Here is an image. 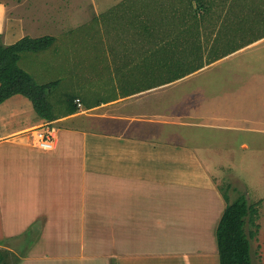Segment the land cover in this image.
<instances>
[{"label":"crops","instance_id":"crops-1","mask_svg":"<svg viewBox=\"0 0 264 264\" xmlns=\"http://www.w3.org/2000/svg\"><path fill=\"white\" fill-rule=\"evenodd\" d=\"M237 1L220 0L214 23L199 20L203 38V24L213 26L210 37L219 30L217 36L227 41L246 40L234 31L263 27L264 0H244L245 7L259 9L247 7L250 19L235 14ZM28 2L24 17L12 18L14 1L0 0V29L21 33L8 44L39 37L38 9L44 4ZM118 4L117 18L134 25L113 35L115 45L122 44L108 51V77L115 82L98 87L97 94L86 83L66 87L60 75L52 76L54 68L36 65L31 72L32 57L19 58L20 68L37 83L56 82L46 90L53 119L39 117L20 94L0 103V241L13 242L36 229L21 264H219L215 228L223 196L196 149L173 139H187L198 117L218 120L215 113H230V107L256 98L239 82L221 81L213 68L246 45L191 70L194 51L184 39L189 17L180 9L182 1L173 8L176 19L144 23L137 2ZM52 18L58 33L72 21ZM261 32L248 40H264ZM213 88L215 98L207 97L204 92ZM256 90L264 96L263 87ZM57 105L65 109L57 111ZM46 126L54 129L51 149L40 147L35 133Z\"/></svg>","mask_w":264,"mask_h":264},{"label":"rangeland","instance_id":"rangeland-1","mask_svg":"<svg viewBox=\"0 0 264 264\" xmlns=\"http://www.w3.org/2000/svg\"><path fill=\"white\" fill-rule=\"evenodd\" d=\"M12 1L15 6L12 7L11 17L15 15L23 18V7L27 5V0ZM181 1L183 8H179L184 10L190 3L195 6L198 0H29V4L38 5V7L44 4V10L38 9L43 18L42 30L38 32V35L53 34L55 41L46 50L21 54L28 55L35 61L31 62V67H29L31 72L36 65L47 69L54 68L55 70L51 71L52 76L60 75L66 87L77 89L78 86L75 84L83 86L86 83V85H91L89 87H95V90L98 87L104 88L115 82L108 77L112 73L111 55L108 51L122 47L120 43L115 45L112 40L113 35L130 32L127 28L134 25V23H124L117 18L119 8L122 7L118 3L137 2V9H141L144 23L149 19H159L162 16L172 15L173 17V8L176 7L175 5L181 6ZM203 1L212 3L210 16L214 23V12L219 9L220 0ZM254 3L262 6L259 1ZM245 5L247 3L244 0L237 1L234 12L237 15L241 13L244 16L243 19H250L246 14L247 7L258 8L255 4H249L247 7ZM103 8L99 16L98 13ZM192 13L195 14V11L193 10ZM54 15H59L58 22L62 24L72 19L64 29H61V33L51 26ZM176 18L177 16H174V19ZM208 21L212 22V20ZM234 21L236 20L232 19V23ZM263 24L264 22L259 25ZM212 28L213 26H206L205 32L212 31L209 33L212 34ZM263 29L264 25L262 28L253 27L251 32L243 28L242 32L234 31L232 35L248 40L261 36ZM19 30L5 33L0 29V42L4 45L12 42L13 38L20 36ZM230 57L227 62L220 61L213 66L220 73L221 81L239 82L245 89L252 91L258 100L254 98L248 106L230 107L232 112L227 114L215 113L213 117H219L218 120L208 119L206 121L205 118L199 119L198 117V120L191 121L187 128L189 131L187 139L175 137L173 140L184 141L196 149L213 180L223 192H226L230 201L244 194L248 203L258 204L256 207L259 215L256 222L259 228L255 238L251 239V256L252 264H264V96L259 98L256 95L257 86L263 87L262 93L264 94V40L246 45ZM79 69L81 72L77 73ZM104 71L109 72L105 75ZM97 73H101L103 78L100 75L98 79L95 78ZM217 91L218 88H213L204 94L215 98ZM97 93L98 90L95 94ZM55 109L60 111L65 109V106L57 105ZM223 112L227 110L223 109ZM249 229L252 228L247 224L246 230ZM21 239L6 243V246L16 252L20 258L27 252V249L20 252ZM23 243L24 240L21 244Z\"/></svg>","mask_w":264,"mask_h":264},{"label":"trees","instance_id":"trees-1","mask_svg":"<svg viewBox=\"0 0 264 264\" xmlns=\"http://www.w3.org/2000/svg\"><path fill=\"white\" fill-rule=\"evenodd\" d=\"M190 9L191 13L189 14ZM193 10L195 14L192 13ZM211 12L212 3L203 0L196 1L195 6L190 3L184 9V16L189 17L188 31H184L188 33V37L185 35L184 39L188 38L189 50L194 51L191 52V70L203 66L204 63L209 64L253 42V40L232 42L222 40L221 37L217 36L219 30L215 37L211 38L209 33L212 31H207L203 38V33L199 28V20L202 23H207L208 18L212 20ZM206 25L203 24V28L206 29ZM53 42L54 37L49 35L23 36L6 45L0 42V103L6 98L20 94L31 102L33 110L39 117L47 121L53 119L52 106L45 96L46 90L56 82L38 84L28 72L18 66L21 53L44 50ZM219 190L225 202V207H223V212L215 228L219 264H252L251 239L255 238L259 228V224L256 222L259 215L256 207L258 204L248 203L244 194H240L233 201H230L226 192L220 188ZM247 224L252 229L247 231ZM36 233V229H33L23 234L19 243L20 252L29 248ZM23 240L24 243L21 244ZM7 242V239L0 241V264H19L21 258L6 246Z\"/></svg>","mask_w":264,"mask_h":264},{"label":"built area","instance_id":"built-area-1","mask_svg":"<svg viewBox=\"0 0 264 264\" xmlns=\"http://www.w3.org/2000/svg\"><path fill=\"white\" fill-rule=\"evenodd\" d=\"M76 104L79 106V99L75 100ZM36 137L38 139V145L45 149H51L53 147V137L54 129L51 126H46L44 129L35 131Z\"/></svg>","mask_w":264,"mask_h":264}]
</instances>
